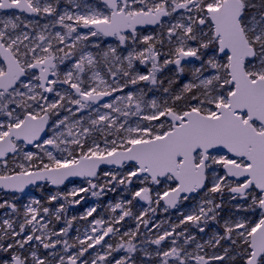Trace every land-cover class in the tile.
<instances>
[{"label": "snow or ice", "instance_id": "1", "mask_svg": "<svg viewBox=\"0 0 264 264\" xmlns=\"http://www.w3.org/2000/svg\"><path fill=\"white\" fill-rule=\"evenodd\" d=\"M66 5L0 0V264H264V0Z\"/></svg>", "mask_w": 264, "mask_h": 264}, {"label": "rangeland", "instance_id": "2", "mask_svg": "<svg viewBox=\"0 0 264 264\" xmlns=\"http://www.w3.org/2000/svg\"><path fill=\"white\" fill-rule=\"evenodd\" d=\"M61 6L64 7V6H67L66 5V0H61ZM10 13H5V15H8ZM29 19H36V20H39V22L41 24L43 23H46L47 20L44 19V18H41V17H29ZM146 29H150V28H146ZM59 30V29H57ZM114 41L112 39H109V38H104V44L105 46L108 44V43H113ZM63 67V66H62ZM142 67V66H141ZM143 86V85H142ZM64 87H67L66 85ZM135 119V118H133ZM103 170H107V168H104ZM43 189H41V187H38V186H32L30 188H28V190L23 193V194H15L17 196V204H18V207H20L21 209V212L23 211V206L25 204H27L30 200V198H37V199H42L44 197H46L50 191H55L56 189L54 187H51L49 184H47L46 182H43ZM86 186L84 184V181L83 180H73L71 182H68L66 185H64L63 187H60L62 190H67V189H70L72 187H79V186ZM83 195V194H81ZM201 195H203V193H201ZM0 198H7V199H10L11 196H5L3 192H0ZM130 198V196L128 195L127 192H125L124 190V187L123 186H118L117 187V190L115 192H111L109 191L105 196H102V197H92L91 194H87L86 196V202H82V205H73L69 208V212H68V215L71 216V215H77L79 216L81 213H83V211L87 208V207H90V206H93V205H98V211L101 213V214H106V206L108 204L109 201H117V200H120V199H128ZM199 202V197H196L194 200L192 201H189V202H185L179 210L177 209H173V210H169L168 213H164L161 210H159L156 214V221L159 222L161 220H167V221H170V222H178V216H179V213L180 211H183V212H187L189 211L192 207L195 206L196 203ZM144 207H147V204L145 203L144 204ZM136 209H134L135 211ZM3 211L4 210H0V214H3ZM134 221H131L129 220L128 221V224L129 226H134ZM167 226V225H166ZM80 228L81 231H83V228L86 227V222L84 221H77L75 222V225H74V228L73 230H71L70 232V235L71 236H75L76 235V231H75V228ZM215 227V226H213ZM211 234V230H208L205 234H199L197 233L198 236H202L203 239H208V236ZM208 251H211L210 249Z\"/></svg>", "mask_w": 264, "mask_h": 264}, {"label": "water", "instance_id": "3", "mask_svg": "<svg viewBox=\"0 0 264 264\" xmlns=\"http://www.w3.org/2000/svg\"><path fill=\"white\" fill-rule=\"evenodd\" d=\"M151 27H153V26H144V28H151ZM109 39H112V38H109ZM113 40V39H112ZM73 180H83V178H80V177H72V178H70V181H73ZM69 181H66L65 182V185L68 183ZM38 183H43V182H38ZM33 185H30V186H28V188H30V187H32ZM51 187H54L55 188V186H52V185H50ZM64 185H61L60 187H63ZM28 188H26L25 189V192L28 190ZM24 192V193H25ZM19 194H23V193H19ZM170 210H173V209H170Z\"/></svg>", "mask_w": 264, "mask_h": 264}]
</instances>
